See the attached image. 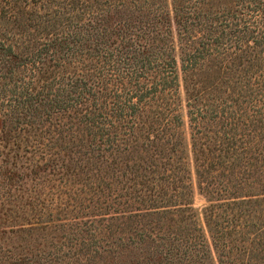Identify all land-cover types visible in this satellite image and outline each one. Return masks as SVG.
Masks as SVG:
<instances>
[{
    "label": "trees",
    "instance_id": "obj_1",
    "mask_svg": "<svg viewBox=\"0 0 264 264\" xmlns=\"http://www.w3.org/2000/svg\"><path fill=\"white\" fill-rule=\"evenodd\" d=\"M0 2L1 29H15L0 34L1 184L25 180L9 155L16 130L60 115L49 141L76 140L96 163V253L264 264V0ZM28 65L23 87L15 77ZM34 223L22 231H45ZM44 247L0 264L63 261Z\"/></svg>",
    "mask_w": 264,
    "mask_h": 264
},
{
    "label": "rangeland",
    "instance_id": "obj_2",
    "mask_svg": "<svg viewBox=\"0 0 264 264\" xmlns=\"http://www.w3.org/2000/svg\"><path fill=\"white\" fill-rule=\"evenodd\" d=\"M40 3L44 4V1L37 3L36 6ZM33 9L36 10L34 7ZM14 32L15 29L11 30L8 25L1 29L0 19V34L11 38L10 35ZM16 74L15 79L23 87L34 78L29 65L18 68ZM180 97L183 105L182 87ZM37 111L39 109L33 112ZM55 117L50 120V125L43 124L42 129H39L41 124L35 122L28 126L22 125L16 130L20 133L15 141L19 149L12 144L9 145L11 157L16 153L21 156L16 159L17 162L15 160V163L21 166L16 172L25 180L23 182L15 178L6 185L1 184L0 176V258L16 256L24 257L25 261H28L34 257L36 253L34 248L38 246H45V255L52 256L55 246V252L64 256L59 264H121L128 258L125 257L126 251L121 255L96 253L100 213L99 183L94 169L96 163L92 159H87L89 155H83L82 152L87 148L76 140L72 142L58 140L55 143L54 139L49 141L50 131L59 129L61 127L59 123L65 121L60 115ZM4 152H7V149H4ZM9 160H14V157ZM31 169L36 174H33ZM190 170L193 205L202 220L201 214L206 200L197 188L192 163ZM113 208L115 205H112L109 212ZM57 219L60 221H56ZM61 221L69 225L59 227ZM34 222L45 224V231L33 230L32 233L22 231L33 227Z\"/></svg>",
    "mask_w": 264,
    "mask_h": 264
}]
</instances>
